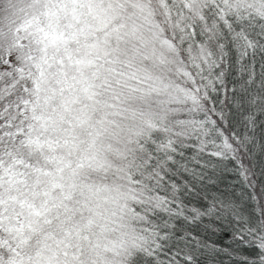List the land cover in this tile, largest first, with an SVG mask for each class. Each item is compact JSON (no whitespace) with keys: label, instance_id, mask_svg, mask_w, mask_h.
Here are the masks:
<instances>
[{"label":"snow or ice","instance_id":"1","mask_svg":"<svg viewBox=\"0 0 264 264\" xmlns=\"http://www.w3.org/2000/svg\"><path fill=\"white\" fill-rule=\"evenodd\" d=\"M0 264H264V0H0Z\"/></svg>","mask_w":264,"mask_h":264}]
</instances>
